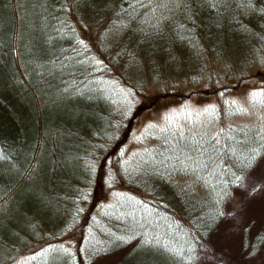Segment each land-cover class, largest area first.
Here are the masks:
<instances>
[{
    "label": "trees",
    "instance_id": "obj_1",
    "mask_svg": "<svg viewBox=\"0 0 264 264\" xmlns=\"http://www.w3.org/2000/svg\"><path fill=\"white\" fill-rule=\"evenodd\" d=\"M31 7L40 16L38 36L33 26L18 32L17 0H0V217L30 193L6 221L34 229H15L17 241L0 232V264L36 258L44 246H55L53 257L32 264H264L261 131L151 125L144 148L127 152L146 98H187L179 86L207 90L202 85L215 78L226 94L262 69L254 58L264 53V36L261 51L245 58L239 41L264 35V0H32ZM49 21L62 41L41 32ZM98 28L119 35L118 45L98 42ZM41 37L58 64L53 75L62 78L52 80L58 93L49 99L64 108L55 110V127L40 115L48 97L36 93L51 81L34 80L27 68ZM233 39L238 47H230ZM76 63L80 69L71 70ZM31 179L40 183L28 189ZM110 188L116 191L104 202ZM247 195L256 206L246 214ZM233 225L242 230L245 256L223 237Z\"/></svg>",
    "mask_w": 264,
    "mask_h": 264
},
{
    "label": "rangeland",
    "instance_id": "obj_2",
    "mask_svg": "<svg viewBox=\"0 0 264 264\" xmlns=\"http://www.w3.org/2000/svg\"><path fill=\"white\" fill-rule=\"evenodd\" d=\"M18 6H19V29L18 32L22 35L24 31H26L25 28H29V32L32 33V26L35 27V31H33L37 36L39 33V24H40V16L39 14L33 13L31 3L32 0H17ZM1 19L4 18L0 14ZM25 23H28V26H26ZM46 28L44 30H41V32L47 33V40L49 41H62L63 38L56 37L55 36V24L53 21H49L46 23ZM263 34H260L259 36H256V34L248 35L245 37L244 40L239 41L241 42V46H244V50L241 49L242 57L245 58L248 56V53H254L257 51V48L261 51L262 41L263 40ZM43 37V36H42ZM38 38L35 39L34 47L32 48V52L29 55V58H32L31 64L28 65V69L34 71L33 78L34 80H40L44 79V77L51 82L49 86L42 87L41 89H37V94L40 96L48 97V102L46 106L42 107L41 117L43 121L47 120V124L50 123L52 126H57L56 123H52L55 120H59L61 118V115L55 112V110H58L60 113H63L64 108L55 109L54 105L51 104L52 100H49L51 98H54L57 93L58 89L53 86L54 79L62 80V78H58L54 76L53 74L56 73V67H58V64H55L50 59V53L48 54V51L50 50L49 47H47V51L41 47V44L43 43L42 39L46 41L44 38ZM96 38H98V42H103L104 44L108 45L110 48L111 46L114 47V45H118L120 42V36L115 35L112 30L105 31L98 28L96 31ZM65 39V37H64ZM42 40V41H41ZM234 41V39L232 40ZM236 42H232L231 46L232 48L238 47ZM249 45H254V47H248ZM25 56L23 58L27 59V53L25 52ZM4 58V57H1ZM258 60L261 65L262 69L258 70L256 69L252 73L251 78L243 83V86L236 85L234 90H229V93L223 94L222 88L220 85H218V78H215V84L209 83L207 85L203 84L201 89H207V90H200L197 89L195 92V86L190 85L192 87L185 88L184 86H179V91L190 93L187 98L184 97H178L174 96L170 98V96H161L159 98L149 97L146 98L147 102V108L141 111L139 120L137 122V126L135 128V131L132 134L131 141H129L128 145V151L127 152H136L138 150L143 149V144L147 141L143 137V133L146 129H148L151 125L152 127H166L168 124H174L176 126H180L184 130H191V131H200L203 130L206 123H210V127H212L213 130H216L218 127L223 126L225 123L229 124H237V125H250L251 127H254L255 129H258L261 131L264 136V53L262 56H260V59L254 58V62ZM27 63V60H25ZM136 64H134L135 66ZM60 66V65H59ZM133 68L136 69L135 73H140L137 67L135 66ZM80 69L79 63L73 64L71 66V70ZM222 71H226V68H223ZM131 73V72H129ZM231 83H234L233 79L228 80ZM225 83V82H224ZM213 85H216L215 87ZM237 88V89H236ZM148 90V88H147ZM76 98V97H75ZM75 98L71 99V102L75 100ZM27 103L30 105L31 101L28 99L26 100ZM69 102V100L66 102L67 105H71L73 103ZM70 103V104H69ZM63 106V105H61ZM65 107V104L64 106ZM66 113L69 112V108H65ZM213 113L216 114V116H213ZM214 117V120H211L210 117ZM40 179L36 180V183H31L28 185V189H32V186L39 185ZM118 191H121L122 189H119V187L116 188ZM116 190L108 189L107 193H103L100 196V199H104V202L107 200H110V198L113 197V194ZM32 193V192H31ZM30 193L24 192L21 194L20 198L18 199L17 203L15 204L14 209H7L5 208L1 213L4 214L0 217V232H3L4 234L9 235L11 240L17 241V237L15 235V229L18 231H25L27 233L32 234L34 232V229L32 228L31 223L26 224H11L8 221H6V215H19L22 212V205L21 202L23 199L28 196ZM246 200H248L247 208H245L244 213L251 212V210L255 208L256 201L254 198L250 196H245ZM10 208V206H9ZM47 209V207L45 208ZM49 210L47 209V212ZM8 212V213H7ZM241 212V211H240ZM238 213L243 215L244 213ZM40 215L45 216L46 212L43 210L40 212ZM241 229H238L237 225H233L231 229L229 230V233H225L223 235L224 238H227L228 240L232 239L233 245L229 246L228 248L232 250V252L237 253L238 255L245 256L244 251L241 242L239 243V239H242L240 236ZM12 235V236H11ZM235 239V242H234ZM227 240V241H228ZM14 241V242H15ZM226 242H222L221 244L224 245ZM55 247V246H54ZM52 246H44L40 248L39 252L35 255L36 258H32V253L23 257L21 261H16L18 264H32V259L37 260L38 257H53V250ZM1 249H4L1 247ZM228 250L225 249V252ZM95 264H111V262L108 260H101L97 261ZM240 264H253L250 261L244 260Z\"/></svg>",
    "mask_w": 264,
    "mask_h": 264
},
{
    "label": "snow or ice",
    "instance_id": "obj_3",
    "mask_svg": "<svg viewBox=\"0 0 264 264\" xmlns=\"http://www.w3.org/2000/svg\"><path fill=\"white\" fill-rule=\"evenodd\" d=\"M248 163L251 164V166L253 168H255L258 165V158L255 152H253L249 157H248ZM237 180L240 181V178L237 177ZM239 186V185H238ZM258 186H253V190H257ZM246 230H248L246 228ZM262 231H264V229H262ZM146 243H148L149 245L153 243V241L149 240ZM157 243H159V240L157 238ZM249 254L251 255V251L249 252Z\"/></svg>",
    "mask_w": 264,
    "mask_h": 264
}]
</instances>
